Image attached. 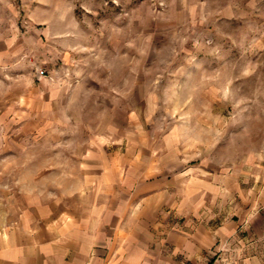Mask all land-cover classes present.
Returning <instances> with one entry per match:
<instances>
[{
    "label": "rangeland",
    "instance_id": "rangeland-1",
    "mask_svg": "<svg viewBox=\"0 0 264 264\" xmlns=\"http://www.w3.org/2000/svg\"><path fill=\"white\" fill-rule=\"evenodd\" d=\"M143 147L252 197L264 0H0V228L65 200L89 152Z\"/></svg>",
    "mask_w": 264,
    "mask_h": 264
},
{
    "label": "crops",
    "instance_id": "crops-1",
    "mask_svg": "<svg viewBox=\"0 0 264 264\" xmlns=\"http://www.w3.org/2000/svg\"><path fill=\"white\" fill-rule=\"evenodd\" d=\"M87 155L65 200L0 228V264H264V172L252 197L218 198L216 169L180 154Z\"/></svg>",
    "mask_w": 264,
    "mask_h": 264
},
{
    "label": "built area",
    "instance_id": "built-area-1",
    "mask_svg": "<svg viewBox=\"0 0 264 264\" xmlns=\"http://www.w3.org/2000/svg\"><path fill=\"white\" fill-rule=\"evenodd\" d=\"M40 75L44 76L45 75V72L41 71L40 72Z\"/></svg>",
    "mask_w": 264,
    "mask_h": 264
}]
</instances>
